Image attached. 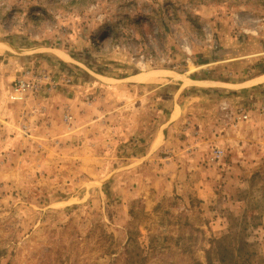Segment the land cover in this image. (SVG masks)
I'll return each instance as SVG.
<instances>
[{
    "label": "rangeland",
    "instance_id": "1",
    "mask_svg": "<svg viewBox=\"0 0 264 264\" xmlns=\"http://www.w3.org/2000/svg\"><path fill=\"white\" fill-rule=\"evenodd\" d=\"M0 43V264H264V0H0Z\"/></svg>",
    "mask_w": 264,
    "mask_h": 264
},
{
    "label": "crops",
    "instance_id": "2",
    "mask_svg": "<svg viewBox=\"0 0 264 264\" xmlns=\"http://www.w3.org/2000/svg\"><path fill=\"white\" fill-rule=\"evenodd\" d=\"M177 106V104H174V108ZM180 107V105H178V108ZM181 110V109H180ZM173 117L171 118H166L162 124H161V129L158 128L156 131H155V134H154V138L153 140L151 141L148 149H157L158 146L160 144H163V143H166L167 142V139H169L168 135L167 134V127L169 126L170 122H172V119ZM167 122V123H166Z\"/></svg>",
    "mask_w": 264,
    "mask_h": 264
},
{
    "label": "built area",
    "instance_id": "3",
    "mask_svg": "<svg viewBox=\"0 0 264 264\" xmlns=\"http://www.w3.org/2000/svg\"><path fill=\"white\" fill-rule=\"evenodd\" d=\"M16 88H15V91H14V93H15V95H14V97L15 98H22L23 96H24V94H25V91H29V90H37L38 89V87H37V85L35 84V83H32V84H30V83H28V82H26L25 80H20L17 84H16Z\"/></svg>",
    "mask_w": 264,
    "mask_h": 264
},
{
    "label": "bare ground",
    "instance_id": "4",
    "mask_svg": "<svg viewBox=\"0 0 264 264\" xmlns=\"http://www.w3.org/2000/svg\"><path fill=\"white\" fill-rule=\"evenodd\" d=\"M7 48L5 43H0V51L1 50H5ZM157 76L155 75V73H149V74H140L138 76L139 81H154L156 80Z\"/></svg>",
    "mask_w": 264,
    "mask_h": 264
},
{
    "label": "trees",
    "instance_id": "5",
    "mask_svg": "<svg viewBox=\"0 0 264 264\" xmlns=\"http://www.w3.org/2000/svg\"><path fill=\"white\" fill-rule=\"evenodd\" d=\"M227 250V249H226ZM228 252H230L229 250H227ZM222 254V253H221ZM231 254H232V261H229L231 263H228V259L226 258L225 255H221V262H223V264H238L234 259V255H233V251H231Z\"/></svg>",
    "mask_w": 264,
    "mask_h": 264
}]
</instances>
